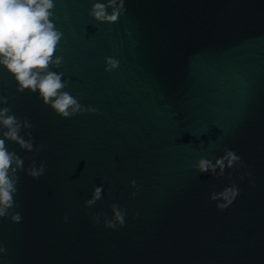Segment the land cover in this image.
Segmentation results:
<instances>
[{"label":"water","instance_id":"95a60500","mask_svg":"<svg viewBox=\"0 0 264 264\" xmlns=\"http://www.w3.org/2000/svg\"><path fill=\"white\" fill-rule=\"evenodd\" d=\"M54 3L63 61L52 70L99 114L61 118L0 66V107L45 145L7 147L25 168L46 164L39 179L18 173L22 221L0 218V264H264V0H125L111 24L88 15L93 0ZM105 57L119 67L106 72ZM225 149L244 166L193 168ZM232 183L239 196L218 210L211 193ZM94 186L103 198L86 208ZM113 203L124 227L94 224Z\"/></svg>","mask_w":264,"mask_h":264},{"label":"clouds","instance_id":"9594fccd","mask_svg":"<svg viewBox=\"0 0 264 264\" xmlns=\"http://www.w3.org/2000/svg\"><path fill=\"white\" fill-rule=\"evenodd\" d=\"M54 8V0H0V66L14 78L17 92L27 90L38 93L43 104L50 106L61 118L70 119L85 112L99 114V109L85 107L77 97L64 91L70 81L62 79V72L52 70L59 68L63 61L62 56L55 55L63 33L55 27ZM125 12V0H93L88 15L98 23L111 24L117 22ZM119 63L113 57H105V71L116 70ZM7 104L8 97L0 95V105ZM31 128L33 125L27 117L17 116L10 107H0V218L7 217L13 223L22 221L21 214L14 211L19 207L14 199L18 192V173L23 171L31 178L39 179L46 172V164L40 162L37 166L35 160L25 168L24 159L7 147V143L11 142L26 152L44 150L43 144L34 147L32 132L28 131ZM243 166L240 156L231 149H225L214 162L201 157L193 168L198 173L222 177L226 169ZM239 179L243 180L244 176L241 175ZM131 186L137 188L135 180L131 181ZM102 193L103 186H94L85 207H94L103 198ZM136 194L133 192L132 196ZM239 194V188L232 183L219 192H212L210 200L217 202V209L223 211L233 204ZM110 207L113 214L111 219L105 213H97L91 216L93 223L99 224L101 217H104V227L112 230L124 227L126 210L116 203ZM67 219L65 217V222ZM5 253L6 249L0 245V255Z\"/></svg>","mask_w":264,"mask_h":264}]
</instances>
